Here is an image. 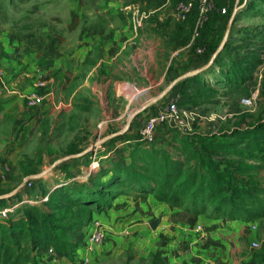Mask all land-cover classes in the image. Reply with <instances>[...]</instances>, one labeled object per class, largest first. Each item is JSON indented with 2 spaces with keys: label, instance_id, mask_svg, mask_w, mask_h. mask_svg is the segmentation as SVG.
I'll return each mask as SVG.
<instances>
[{
  "label": "rangeland",
  "instance_id": "1",
  "mask_svg": "<svg viewBox=\"0 0 264 264\" xmlns=\"http://www.w3.org/2000/svg\"><path fill=\"white\" fill-rule=\"evenodd\" d=\"M104 1L0 0V195L17 189L7 204L19 201L22 192L24 197L35 201L21 203L6 218L0 216V223L12 221L26 226L21 206L34 204L47 208V198H40L54 194L57 200L72 199L70 196L78 190L84 191L85 185L101 182V189L108 193L94 192L100 194L98 199L104 202L101 210L115 202L119 214H113L108 221L98 218L105 237L93 250L87 249L86 228L78 227L70 234L71 247L60 253L70 264H162L161 254L166 252L163 242L177 238L179 244H183L190 237L187 233L173 236L179 226L188 224L192 233L200 234L202 229L197 232V225L203 228L209 221L224 217L213 213L210 206L193 214L159 201L152 192L140 191L119 181L118 177L111 179L110 170L114 162L128 163L145 149L163 147L176 155L181 148L180 141L189 138L193 149H199L203 142L208 145L206 152L218 161L215 167L224 169L229 180L240 179L264 187V0H236L235 3L230 0L224 4L227 9L224 15H210L198 39L200 44L204 46L202 36L207 30H213L216 20L224 26L220 28L219 40L210 56L206 51L195 54L192 45L185 48L189 59L199 58L195 59L196 64L210 60L232 17L229 35L232 31L250 34L237 41L233 38L227 52L224 47L221 49L223 66L219 67L215 60L218 53L207 67L219 78L228 75L227 82L210 85L185 80L175 98L183 110L192 112L193 118L185 119L184 125L160 126L154 142L145 145L134 140L136 134L128 133L131 124L137 123L143 112L133 117L125 132H119L129 115L160 94L179 72L170 63L166 70L157 68L148 77L136 57H132V46L117 55L120 47L114 48L104 61L106 50L101 40L91 45L87 60L81 62V30L91 33L96 26H102L94 16L99 15ZM112 1L117 3L112 13L127 17V22L116 18L117 25L137 33L134 48L145 51L151 46L163 48L164 55L155 53L154 57L168 61L169 56L173 57L172 50L187 42L188 39L184 42L173 39L175 30L182 28V24L176 19L173 20L176 26L172 27L173 18L167 16V9L158 16V12L148 13L146 3L137 4V0ZM169 1L170 6L176 2ZM214 2L220 6L218 0ZM135 8L143 15L136 28L131 22ZM83 17L87 20L85 23ZM185 30L191 32L189 27ZM125 35L121 33L116 41L120 43ZM111 57L115 58L110 63ZM242 60H246V65ZM37 68L45 74L46 96L33 108L25 105L23 95L34 86ZM158 78L161 80L155 84ZM168 93L151 106H163ZM242 98H248L249 103L243 104ZM115 133L118 134L111 136ZM89 147L93 149L81 156L69 157ZM60 159L41 177H30ZM92 161L97 164L90 168ZM29 180L31 185L23 187ZM166 205L174 209H167ZM159 216H163L159 224L151 229L149 222ZM253 223L254 230L250 228ZM224 227L229 231L219 233L217 240L225 241L233 260L244 256L250 259L253 252L264 248L262 223H245L237 236L232 227ZM30 262L34 263L33 259Z\"/></svg>",
  "mask_w": 264,
  "mask_h": 264
},
{
  "label": "trees",
  "instance_id": "2",
  "mask_svg": "<svg viewBox=\"0 0 264 264\" xmlns=\"http://www.w3.org/2000/svg\"><path fill=\"white\" fill-rule=\"evenodd\" d=\"M222 54L215 59L219 67L224 65ZM242 61L246 65V60ZM204 71L212 74L208 68ZM204 74L206 72L186 81L210 85L227 82L228 75L219 78L212 74L213 77L207 78ZM190 141L189 138L182 139L176 155L167 148L155 147L145 149L142 155L128 163L114 162L110 178L118 177L119 181L140 191L152 192L159 201L193 214L210 206L213 213L228 220L251 221L264 216V187L240 179L229 180L224 169L215 167L218 161L206 152L208 145L203 142L199 149H193ZM102 184L85 185L84 191L78 190L70 196L72 199L57 200L54 194H49L47 208L34 204H28L26 208V205L21 206L26 226L15 225L12 221L0 223V264H26L33 259V250L41 245L65 253L71 247V232L85 225L93 213L101 211L104 202L98 199L100 194L94 192L108 194L101 189ZM22 195L23 192L20 199ZM10 197L13 195L0 199V208L16 202L7 204ZM249 260L253 264H264V248L253 252Z\"/></svg>",
  "mask_w": 264,
  "mask_h": 264
},
{
  "label": "crops",
  "instance_id": "3",
  "mask_svg": "<svg viewBox=\"0 0 264 264\" xmlns=\"http://www.w3.org/2000/svg\"><path fill=\"white\" fill-rule=\"evenodd\" d=\"M235 1L236 0H234L233 2L235 3ZM140 2L141 4L146 3L145 6L147 8L148 13L158 12L157 15L160 16L163 9L164 10L167 9L166 10L167 13L169 12V15L167 16L172 17L173 18L172 21L176 20V16H175L176 2L172 4V6H170L171 4L169 0H153V1L137 0V4ZM229 2L230 0H218V3L220 5L219 7H225L224 4H228ZM103 5L105 6L104 7L101 6L99 8V15L94 16L95 20L102 23V26L100 25L96 26V28L91 33L87 32L86 30H81V62L85 63V61L88 58L87 55L91 51V45L99 42V40H101L102 42L101 44L106 50L103 54L105 58L104 61L107 60V57L111 55L112 50L114 48H117L118 46L120 47L119 50L115 53V55H117L123 50H128L129 48L128 46H132V50H130V52L133 54L132 57L134 58L136 57L138 63H140L141 65L142 72L145 73V75H147L148 77L151 76L152 71H155L157 68L166 70L167 66L170 63H173L174 70L179 72V76H177L178 78L187 72L194 71L197 69H202L207 65L206 63L209 62V61L208 62L203 61L200 64L198 63L196 64L195 59L199 60V58L192 57L191 59H189L190 56L187 54L188 50L185 49L189 45V39H190V36L189 37L187 36V33L188 34L190 33L185 32L186 31L185 29H187L188 27L191 28L192 16L189 18L188 21L180 22L182 24V28L180 29L178 28L174 32V34H176V36L173 38L174 40H177L178 42H184L188 39L187 42L182 46L178 47L176 50L173 49L171 52V55L173 57L169 56V60L164 61L162 57H160V59L159 57L158 58L154 57L155 53H157L160 56L164 55L163 48L160 50L158 47L154 48L153 46H151V48H149L148 51L134 48L135 44L133 40L134 38H136L137 33L134 30L131 29L128 30L127 27L121 28L117 25L116 18L120 20L124 19L127 22V17H124L120 13L117 15H115V13H112L115 11V9L113 8L117 5L116 1L105 0ZM86 21H87L86 18L83 17V22L85 23ZM175 26L176 23L173 21L172 27ZM214 26L215 27L213 28V30H207V29H206L207 31L204 30V32L206 31V33L204 34V36H202V40H204L205 42L204 49H206L205 54H207V56H210L211 50L213 49L214 45L218 42L219 36L221 34L220 28L224 26V23L220 25V20H216ZM207 27H212V25H207ZM121 33H125L126 35L124 36V40H122L123 38H120V40L122 41L119 43V41L118 42L116 41V38H118V36ZM249 36H250L249 33L238 32L237 34V33H233L232 31V33L229 35L230 40L228 39V41H226V44L224 46L223 49L224 52H227V48L229 44L232 42L233 38H237L234 40L237 41L239 40L238 38L242 39ZM178 51H182V52L179 55H176ZM143 54H146L148 57L142 58L141 55ZM223 56L224 54H222V57ZM114 58L115 57H111L108 61L111 63ZM156 59L158 61H155ZM192 60H194V62H192ZM194 63L196 64V66L194 65ZM98 64L99 62L96 65ZM186 64H190V65L186 67L185 66ZM181 66L182 68H180ZM204 70H206V68L195 75L178 80L169 90L168 93L169 98L175 97L178 90L181 88V86L184 85L185 80H187L188 78L195 77L204 72H206V74L204 75L207 78L213 77L212 74H207L208 71H204ZM160 80L161 78H158V82L155 84H158ZM201 83L202 82L199 81L195 82V84H201ZM3 86L6 87L5 84H3ZM168 99H166V102ZM150 106L142 111L143 113L142 115H140V119L137 123L131 124L130 130H128L129 134L135 135L138 132V130L141 128L146 116L163 107V106L155 107L156 105H154L153 107ZM165 208L174 209L170 205H166ZM119 210L120 209L117 208V206H115V202H114L108 208L103 209L100 212L93 213L92 217L97 216L98 218L108 221L113 214H119L120 212ZM160 217L162 218L163 216ZM251 221L252 222L258 221L264 225V216L259 218H254ZM249 222L250 221H244L238 219L228 220L225 218H218L211 220L206 225H204V227L202 228V232L200 234L192 233L193 230L188 229L187 227L188 224L183 223L175 230L174 233H172V235L180 236L181 233L184 234L187 233L190 235L189 239L185 241L183 244H179L180 240L177 238H171L170 240L163 242L162 247L166 249V252H163L161 254V256L164 259V262L162 264H246V263L248 264L249 258L246 256H244L243 258L239 257L237 260H233L231 258L232 252L229 246L226 245L225 241L223 240L218 241L217 238H219L226 231H229L227 229H224L225 228L224 226L232 227L234 231V235L237 236L239 231H241L242 228L244 227V224ZM219 233H221V235ZM49 248H50L49 245L37 246L32 252L34 263L29 261L26 264H70V261L67 259L65 255H62L60 252H52L50 251ZM76 250H78V248ZM81 251L83 252V249ZM84 253L87 254L86 251H84ZM99 257L101 256H98V258ZM250 264L253 263L251 262Z\"/></svg>",
  "mask_w": 264,
  "mask_h": 264
},
{
  "label": "built area",
  "instance_id": "4",
  "mask_svg": "<svg viewBox=\"0 0 264 264\" xmlns=\"http://www.w3.org/2000/svg\"><path fill=\"white\" fill-rule=\"evenodd\" d=\"M226 7H218L214 0H176L175 5V16L176 19L181 22H186L192 16L191 21V32L189 45L194 46V52L197 55L204 53L205 49L202 44L198 42L201 32L207 22L210 20V15L213 13L225 14ZM139 9L135 8L132 11L131 22L133 27L136 28L141 24L143 18L142 14H139ZM34 86L29 89L24 95L25 105L28 107H38L44 100L46 94L44 89L46 87L45 74L40 70L36 69ZM243 104H248V98H242ZM193 118L192 112H186L183 110L177 101V98L171 97L167 100L165 105L155 112H152L146 116L143 121L141 128L136 133L135 141L142 144H151L155 140V134L160 126L169 125H184L185 119ZM97 163L92 161L90 168H93ZM23 187L31 185L30 180L25 181ZM46 197L40 198L39 200H45ZM23 202H35L29 197H24L19 201L12 203L6 207L0 208V216L6 218L10 213L15 211L16 207ZM86 228V235L89 241L88 250H93L94 245H99L104 237L105 232L101 221L98 217H92L84 226ZM250 228L254 230L256 225L253 223ZM202 229L200 225H197L196 231L199 232ZM254 246H258L256 242L252 243ZM52 252H58L52 247L49 248ZM87 259V258H86ZM84 259V260H86Z\"/></svg>",
  "mask_w": 264,
  "mask_h": 264
},
{
  "label": "water",
  "instance_id": "5",
  "mask_svg": "<svg viewBox=\"0 0 264 264\" xmlns=\"http://www.w3.org/2000/svg\"><path fill=\"white\" fill-rule=\"evenodd\" d=\"M232 21H233V17L230 19V21L228 22V25H227V28H226V31L224 33V37L222 39V42L221 44L218 46V48L216 49V51L214 52V54L212 55L211 59L209 60V62L207 63V65L205 67H203L202 69H197V70H194V71H190V72H187L185 73L184 75L174 79L160 94H158L157 96H155L154 98H152L150 101H148L146 104H144L142 107H140L139 109H137L136 111H134L133 113H131L128 117V120L126 122V125L125 127L119 132V133H123L125 132L130 123H131V120L133 119V117L138 114L139 112H142L143 110H145L147 107H149L150 105L154 104L155 102H157L159 99H161L172 87L173 85L180 79H183V78H186V77H189V76H192V75H195L199 72H201L203 69L207 68L213 61V59L215 58V56L221 51V49L224 47L226 41H227V38L229 36V32H230V29H231V24H232ZM118 133H115L111 136H114ZM109 136V137H111ZM93 147H89L87 149H85L84 151H82L81 153H78V154H74V155H71L69 157H78V156H81L87 152H89L90 150H92ZM67 157V158H69ZM62 159L58 160V161H55L47 170L45 171H42L41 173H38V174H35V175H31L30 177L32 178H39L41 177L42 175H44L45 173H47L49 170H51L57 163H59ZM17 192V189L14 190V191H11L10 193L8 194H4V195H0V199L2 198H5V197H9V196H12L14 195L15 193ZM161 220V217H157L155 219H152L150 222H149V226L151 229H155L156 226L159 224Z\"/></svg>",
  "mask_w": 264,
  "mask_h": 264
}]
</instances>
